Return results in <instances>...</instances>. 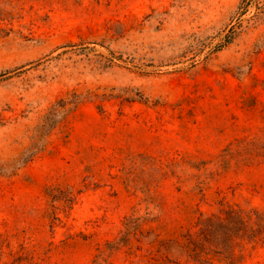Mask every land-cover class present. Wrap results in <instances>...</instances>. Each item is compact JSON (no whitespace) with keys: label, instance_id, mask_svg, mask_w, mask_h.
<instances>
[{"label":"rangeland","instance_id":"1","mask_svg":"<svg viewBox=\"0 0 264 264\" xmlns=\"http://www.w3.org/2000/svg\"><path fill=\"white\" fill-rule=\"evenodd\" d=\"M240 2L0 0V264H264L226 220L264 214V0Z\"/></svg>","mask_w":264,"mask_h":264},{"label":"trees","instance_id":"2","mask_svg":"<svg viewBox=\"0 0 264 264\" xmlns=\"http://www.w3.org/2000/svg\"><path fill=\"white\" fill-rule=\"evenodd\" d=\"M253 0H241L239 6H238V13L241 15H244L247 10L249 5L251 4ZM231 38L228 36L226 38V42L230 43ZM40 133H42L40 131ZM36 149V147H35ZM36 152L32 151L31 153ZM33 156L31 155L30 158H32ZM30 160V159H29ZM264 214H260L258 211L256 210H252L250 211L248 214H245L244 211H234L231 210L228 212V218L226 220H232L235 221L236 227H234L232 230H234L232 232L233 235H236V237H240L241 234L246 233L247 231H251L252 233H255L256 228L258 227V235H263L264 234ZM255 219L258 218L259 221L261 222L260 225H253L250 226V222H252ZM229 220V221H230ZM208 221H211L210 219H208ZM205 222H202V225L204 227ZM211 228V227H210ZM253 238H255V235L253 236ZM95 264H97L98 262H94Z\"/></svg>","mask_w":264,"mask_h":264}]
</instances>
